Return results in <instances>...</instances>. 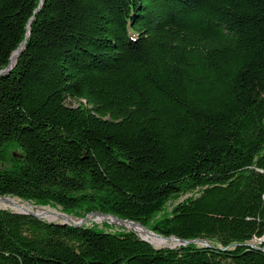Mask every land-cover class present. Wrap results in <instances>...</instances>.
Returning <instances> with one entry per match:
<instances>
[{
  "label": "trees",
  "instance_id": "trees-1",
  "mask_svg": "<svg viewBox=\"0 0 264 264\" xmlns=\"http://www.w3.org/2000/svg\"><path fill=\"white\" fill-rule=\"evenodd\" d=\"M0 264H264V0H0ZM186 199L177 202L180 198Z\"/></svg>",
  "mask_w": 264,
  "mask_h": 264
},
{
  "label": "water",
  "instance_id": "water-1",
  "mask_svg": "<svg viewBox=\"0 0 264 264\" xmlns=\"http://www.w3.org/2000/svg\"><path fill=\"white\" fill-rule=\"evenodd\" d=\"M22 47L19 48L11 57L10 59V64L8 66V68H6L5 70L1 71L0 72V76L5 74V73H8L11 68L13 67V64L19 54V52L21 51ZM1 200L7 202V204H9V209L15 213H21V214H26V215H30L34 218H37V219H43V220H46L45 218L42 217V215H38V214H35L34 212L30 211V210H27L24 208L23 204H26V203H23V202H16V200L14 198H10V197H0ZM12 208H14L15 210H13ZM8 208H0V210H7ZM17 210V211H16ZM48 214H53L55 216V220L54 221H50L48 220V222H57V223H60V224H64V225H70V226H74V227H82L85 222L87 221V217L88 216H93V217H101V218H109L113 221H116L118 223H122V224H131V225H134V226H138L140 227L144 234L149 237V238H158V239H162V240H173L175 242V245L170 247V248H173L175 246H180V245H192V244H196V245H199V246H202V247H205V248H209V249H212L213 247L205 240H201V239H196V240H190V241H187V240H180L176 237H163V236H160V235H157L153 232H151L149 229H147L145 226H143L142 224L140 223H135V222H132V221H129V220H122V219H119L117 217H114V216H111V215H105V214H101L99 212H93V213H90L88 215H86L84 218H81V219H78V218H73L72 216H69V215H66L64 213H59V212H46ZM72 219V220H71ZM73 220L77 221V222H73ZM107 224L109 225H112L110 224L109 222H106ZM123 228V227H122ZM135 233V232H134ZM136 234V233H135ZM140 239L142 241H145L147 243H149L148 241H146L145 239H142L140 237ZM249 247H252V248H255V246L251 245V244H248Z\"/></svg>",
  "mask_w": 264,
  "mask_h": 264
},
{
  "label": "bare ground",
  "instance_id": "bare-ground-1",
  "mask_svg": "<svg viewBox=\"0 0 264 264\" xmlns=\"http://www.w3.org/2000/svg\"><path fill=\"white\" fill-rule=\"evenodd\" d=\"M0 208H8L9 209V204H7V202H5V201H3V200L0 199ZM12 209L15 210L14 208H12ZM46 212L47 211H41V212L40 211H37L35 214L42 215L43 218H45L47 220H50V221H54L56 219L53 214H48ZM48 212H50V211H48ZM91 220H94V221L99 222V223L109 222L110 224H114V225L123 227V229H125V231L126 230L127 231H133V232L136 233V235H138L142 239H145L146 241H148L154 248H158L160 246H166L167 245L166 244L167 242H172L171 244L173 246L175 244V242L173 240H162V239H158V238H149V237H147L144 234L143 230L140 227L134 226V225H131V224L118 223V222L113 221V220H111V219H109L107 217L101 218V217L88 216L87 217V221H91ZM73 222H77V221L73 220Z\"/></svg>",
  "mask_w": 264,
  "mask_h": 264
},
{
  "label": "rangeland",
  "instance_id": "rangeland-1",
  "mask_svg": "<svg viewBox=\"0 0 264 264\" xmlns=\"http://www.w3.org/2000/svg\"><path fill=\"white\" fill-rule=\"evenodd\" d=\"M187 198V196H185V197H182V198H180L177 202H180V201H182V200H184V199H186ZM16 200V202H21V201H19V200H17V199H15ZM24 203V202H23ZM23 206H24V208L25 209H27V210H30V211H32V212H34V213H36L37 211H52V212H59V213H61L59 210H57V209H52V208H48V207H34V206H31V205H29V204H23ZM55 210V211H54ZM46 221H48L47 219H46ZM94 220H91V221H87V222H85V224L84 225H87V226H89L91 223H94V224H96L99 228L102 226V223H99V222H96V221H94ZM109 226H111L112 228H113V231H116V230H119V229H121L122 227H120V226H117V225H114V224H112V225H109ZM264 242V238H262V239H254L250 244L251 245H253V246H256V245H259V244H262ZM172 242H167L166 244V246H160V247H158V248H162V247H172L173 245L171 244ZM175 245V244H174Z\"/></svg>",
  "mask_w": 264,
  "mask_h": 264
}]
</instances>
